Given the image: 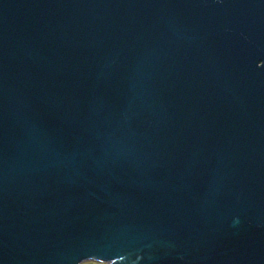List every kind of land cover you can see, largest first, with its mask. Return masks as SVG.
Returning a JSON list of instances; mask_svg holds the SVG:
<instances>
[{
    "label": "water",
    "instance_id": "obj_1",
    "mask_svg": "<svg viewBox=\"0 0 264 264\" xmlns=\"http://www.w3.org/2000/svg\"><path fill=\"white\" fill-rule=\"evenodd\" d=\"M264 264V0H0V264Z\"/></svg>",
    "mask_w": 264,
    "mask_h": 264
},
{
    "label": "rangeland",
    "instance_id": "obj_2",
    "mask_svg": "<svg viewBox=\"0 0 264 264\" xmlns=\"http://www.w3.org/2000/svg\"><path fill=\"white\" fill-rule=\"evenodd\" d=\"M80 264H103V263L96 262V261H84V262H81Z\"/></svg>",
    "mask_w": 264,
    "mask_h": 264
}]
</instances>
